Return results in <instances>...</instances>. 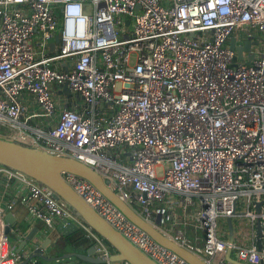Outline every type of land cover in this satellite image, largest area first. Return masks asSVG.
Segmentation results:
<instances>
[{
  "label": "built area",
  "instance_id": "2783aa9c",
  "mask_svg": "<svg viewBox=\"0 0 264 264\" xmlns=\"http://www.w3.org/2000/svg\"><path fill=\"white\" fill-rule=\"evenodd\" d=\"M236 33L252 46L234 65L230 39L244 43ZM64 87L82 109L64 106ZM0 128L92 167L145 221L161 215L160 231L206 264H236L229 250L238 263L264 264V0H0ZM1 176L25 190L23 204L50 232L57 219L74 223L105 264H129L111 262L115 249L51 189L3 166ZM63 178L157 264H189L89 181ZM235 205L249 219L250 247L236 234L229 242ZM173 207L182 223L167 215ZM26 257L13 255L0 203V264Z\"/></svg>",
  "mask_w": 264,
  "mask_h": 264
},
{
  "label": "water",
  "instance_id": "95a60500",
  "mask_svg": "<svg viewBox=\"0 0 264 264\" xmlns=\"http://www.w3.org/2000/svg\"><path fill=\"white\" fill-rule=\"evenodd\" d=\"M129 24V22H127ZM237 40L232 37L229 48L236 52L232 63L243 61V53L250 52L252 42L247 40L241 46H236ZM60 44V36L56 34L50 49H56ZM254 55L249 54L248 63L253 60ZM67 88V87H66ZM0 166L21 172L34 179L39 184L51 189L56 198L65 202L73 212L80 218L84 225L91 229L96 235L107 242L116 251V255L111 257V262H127L129 264H157L150 257L129 242L122 234L108 224L90 205H88L65 181L63 173H70L89 181L105 198L115 205L132 223L145 231L153 240L177 254L189 264H206L200 257L190 250L178 245L169 237L164 235L159 228L161 215L157 217L155 225L145 221L140 214L121 197L112 190L106 181L95 169L85 165L75 159L61 157L46 150L0 138ZM261 205L257 206L260 210ZM236 205L232 215L226 218L228 227L229 242L233 243L235 229L233 219L237 216ZM67 221L57 227L54 232L48 231L47 237L41 244L36 240V235L31 233L25 240L24 247H27V257L19 264H58L66 260H78L87 264H105V262L95 255V248L91 246L85 253H81L79 248H73L66 242V238L74 233L80 232L79 226ZM257 234L260 235L261 228L256 227ZM259 244V243H258ZM227 260L231 263L241 264L231 258V250L227 253Z\"/></svg>",
  "mask_w": 264,
  "mask_h": 264
},
{
  "label": "crops",
  "instance_id": "0c3cea01",
  "mask_svg": "<svg viewBox=\"0 0 264 264\" xmlns=\"http://www.w3.org/2000/svg\"><path fill=\"white\" fill-rule=\"evenodd\" d=\"M52 42H54V38ZM58 47L53 50L50 49V52L56 51ZM61 96H62V101L64 99L68 100V104L72 109L73 108L82 109L83 107L82 100L74 96L66 87L63 88L62 95L61 93L57 95L59 99H61ZM23 101L27 102V106L30 109L37 110L34 99L30 95H24ZM35 123L38 124L39 122L35 120ZM12 135H15L16 137L17 134L13 133ZM20 140L23 141L22 139ZM16 188L17 186L14 181L8 183V181L5 179L4 176L0 177V203L2 204L6 212L7 230L11 242L13 255H15V257L18 258V257H23L24 254L27 256L26 251H27V247L29 246V243H27L25 247L23 245L25 243L26 238L30 236L31 233H34L33 235H36L35 238L36 240L37 239L39 240L40 244L50 235H46V233L49 231L46 225L43 222L35 220L32 217V215L29 213L28 207L25 204H23L21 199L24 197L25 190L24 189L17 190ZM7 204H11L12 208L7 209L6 207ZM167 215L170 217V220L176 223L181 222L180 210H178L177 207H173L171 213L169 214L167 213ZM188 220H190V217H188ZM64 221L65 220L63 219H57L55 221L56 230L58 226L64 223ZM180 228H181V224L180 225L177 224V226L175 227V229H180ZM246 241L247 244L246 245L244 244V246L250 247V234L248 235V237L246 236ZM86 250L87 249L85 247L79 249L81 253H85ZM74 261L76 260L74 259ZM71 263L72 261L69 264Z\"/></svg>",
  "mask_w": 264,
  "mask_h": 264
},
{
  "label": "rangeland",
  "instance_id": "374dc122",
  "mask_svg": "<svg viewBox=\"0 0 264 264\" xmlns=\"http://www.w3.org/2000/svg\"><path fill=\"white\" fill-rule=\"evenodd\" d=\"M237 34L238 33H236V35ZM237 38L241 44L245 42L241 40V36L239 34ZM12 134L13 133L7 128H0V138L11 140V141H16V142H22L20 139H18L17 137H15V135H12ZM244 213H245V210H243L242 207L239 206L237 209L238 215L233 219V224H234V229H235V234H236V243L246 245L247 244L246 236L248 237V235L250 234V227H249V219L241 216ZM219 223L224 225L223 220H219ZM71 261H72L71 264H75L76 262L74 261V259H72L68 261L67 260L63 261L61 264H69Z\"/></svg>",
  "mask_w": 264,
  "mask_h": 264
},
{
  "label": "trees",
  "instance_id": "16d2710c",
  "mask_svg": "<svg viewBox=\"0 0 264 264\" xmlns=\"http://www.w3.org/2000/svg\"><path fill=\"white\" fill-rule=\"evenodd\" d=\"M58 16L61 17L60 12H58ZM66 105L67 104H64V106H66ZM66 107L71 108L69 104ZM65 240H66L67 244L69 246H73V248L75 247V248L80 249V248L85 247L86 249H89L91 246L94 245V242L87 239L85 232L82 230L80 232L74 233L73 235H71V237H68ZM105 243L108 245L109 248H111V246L107 242H105Z\"/></svg>",
  "mask_w": 264,
  "mask_h": 264
}]
</instances>
